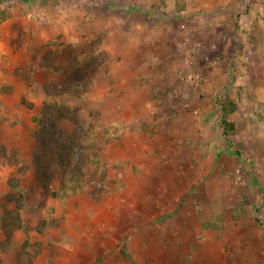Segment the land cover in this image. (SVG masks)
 <instances>
[{"label": "rangeland", "instance_id": "rangeland-1", "mask_svg": "<svg viewBox=\"0 0 264 264\" xmlns=\"http://www.w3.org/2000/svg\"><path fill=\"white\" fill-rule=\"evenodd\" d=\"M0 264H264V0H0Z\"/></svg>", "mask_w": 264, "mask_h": 264}, {"label": "trees", "instance_id": "trees-1", "mask_svg": "<svg viewBox=\"0 0 264 264\" xmlns=\"http://www.w3.org/2000/svg\"><path fill=\"white\" fill-rule=\"evenodd\" d=\"M237 106L231 101L227 100L222 104V123L225 125L226 131L232 130V125L227 122V118L236 111Z\"/></svg>", "mask_w": 264, "mask_h": 264}, {"label": "crops", "instance_id": "crops-1", "mask_svg": "<svg viewBox=\"0 0 264 264\" xmlns=\"http://www.w3.org/2000/svg\"><path fill=\"white\" fill-rule=\"evenodd\" d=\"M110 29H111V35H112V33H117L118 31H119V32L124 31V30L126 29V27H120V26H118V25L114 27V26L112 25V26L110 27Z\"/></svg>", "mask_w": 264, "mask_h": 264}]
</instances>
